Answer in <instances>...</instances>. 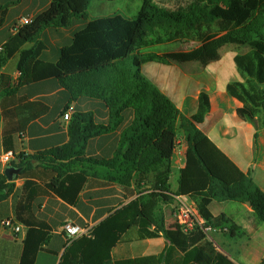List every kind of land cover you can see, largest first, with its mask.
<instances>
[{
  "label": "trees",
  "instance_id": "16d2710c",
  "mask_svg": "<svg viewBox=\"0 0 264 264\" xmlns=\"http://www.w3.org/2000/svg\"><path fill=\"white\" fill-rule=\"evenodd\" d=\"M90 1L51 0L30 23L19 27L0 51V68L18 54L20 72L15 86L10 75L0 73L4 151L14 148L15 134L23 133L32 119L48 110L42 100L17 95L20 85L54 77L73 99L84 96L99 100L108 112L104 122H96L92 111L73 112L68 121V141L29 156L18 155L16 165L22 169L14 179H42L46 191L69 204L76 203L89 176L137 194L89 234L72 239L58 264H238L205 229L210 227L231 237L244 232L223 215L214 216L211 203L249 201L256 217L264 222V192L202 131L210 109L205 91L198 95L196 112L185 117L190 128L189 148L177 190H171L169 159L175 147L178 108L142 74L141 67L157 62L185 69L202 54L219 53L220 49L234 52L233 61L242 80L230 81L227 90L244 99L236 113L256 130L252 146L255 157L257 131L264 125V0H143L133 18L114 13L88 19ZM76 19L85 24L74 33L71 43L60 49L58 60H41L45 46L39 41L42 31L67 27ZM174 38L197 39L200 43L185 50L143 52L153 43ZM25 43L33 46L23 48ZM117 128L121 129L120 137L110 158L85 155L90 138ZM147 180V186L142 184ZM13 188L14 181H8L0 171V202ZM174 195L189 197L195 203L204 220L202 226L184 231L177 222L165 224L162 205L171 203ZM167 214L173 216L171 211ZM15 216L28 227L19 264H34L37 252L47 242V227L23 199L17 202ZM160 232L168 242L159 255L112 258V248L119 240L129 241L132 235L138 239L156 237ZM260 264H264V257Z\"/></svg>",
  "mask_w": 264,
  "mask_h": 264
},
{
  "label": "crops",
  "instance_id": "0c3cea01",
  "mask_svg": "<svg viewBox=\"0 0 264 264\" xmlns=\"http://www.w3.org/2000/svg\"><path fill=\"white\" fill-rule=\"evenodd\" d=\"M50 1L9 0L3 7H0V17L2 16L0 45H3L17 32L15 24L20 17L33 18L47 8ZM8 3L9 5L6 6ZM88 19L91 18L88 17ZM84 24V20L76 19L67 27L44 29L39 41L45 46L41 50L39 58L44 61L56 62L60 49L71 43L74 33ZM31 46H33L32 43H25L23 48ZM223 56L229 57V59L233 58L234 52L220 49L219 53L202 54L198 60L189 63L185 69L157 62H146L141 67L142 74L178 108L174 126L175 147L169 159L171 174L168 182L173 192L177 190L179 171L185 166L189 148L190 128L185 117L196 112L198 95L201 91H205L210 100V109L205 115L202 131L264 192V125L257 131V153L253 157V136L256 130L250 122L241 120L236 113L237 107L243 105L244 99L231 95L227 90L230 81L242 80V78L235 63L228 66L227 78L223 74L218 75L219 70L223 71L224 64L214 60H222ZM17 59L18 54L13 55L0 68V73L10 75L13 81L16 79V83L12 86L17 85L20 75L17 69ZM16 94L25 96L29 100H42L48 105V110L32 119L23 133L14 135L12 150L16 156L6 165L0 164V171H4L10 163L17 166L20 154L29 156L66 143L69 138V119L63 117L66 111L70 116L75 111H92L96 122L107 120L108 112L103 102L84 96L73 99L54 77L20 85L17 87ZM2 128L3 121L0 117V154L4 152ZM120 131L121 129L117 128L90 138L87 142L85 155L110 158L117 146ZM32 162L36 163L35 160ZM13 181L12 192L7 199L0 202V264H19L23 239L28 229L27 225L15 216V208L20 199L30 204L35 217L47 227V242L43 245V249L37 252L34 264H58L61 254L69 243L63 228L65 223L87 226L92 230L117 208L137 195L126 192L119 184L105 182L100 177L89 176L79 192L76 203L69 204L54 193L46 191L42 179L28 176L16 177ZM147 183L148 180L142 182L145 186L148 185ZM180 202L193 205L196 208L195 203L189 197L174 195V200L171 203L162 205L163 220L167 226L177 222L174 216L167 213L168 211L174 212V207ZM166 207L167 211H165ZM210 208L214 216L223 215L240 226L244 232L240 236L232 237H242L239 243L242 256L235 258L228 252L230 257L238 264H260L264 257V222L256 217L251 206L246 202L214 200ZM5 217H12L20 225V230L13 232L4 228L1 225V219ZM227 236L225 234L224 238ZM224 238L217 240L222 247L225 243ZM167 242L168 240L162 232L156 237L142 239L134 238L132 235L129 241L119 240L112 248L111 255L113 259L159 255L164 251ZM224 249L226 250V248Z\"/></svg>",
  "mask_w": 264,
  "mask_h": 264
},
{
  "label": "rangeland",
  "instance_id": "374dc122",
  "mask_svg": "<svg viewBox=\"0 0 264 264\" xmlns=\"http://www.w3.org/2000/svg\"><path fill=\"white\" fill-rule=\"evenodd\" d=\"M8 1L9 0H1L0 7H3ZM142 2L143 0H112V1L91 0L87 8V15L89 18L92 19L99 16H109L114 13H119L126 15L130 18H133L137 14ZM199 43L200 41H198L197 39H192V40H188L185 38L165 39L161 42L153 43L149 47L144 48L143 52L185 50V49L193 48L197 46ZM214 61L221 62L224 64L222 69L223 71L219 70L218 75L223 74V76L227 78V74L229 73L228 66L229 65L231 66L232 64L234 65L233 58L229 59V57L223 56L222 60L217 59ZM213 211H215V209H213ZM210 233L211 235H213L216 241L219 239L222 240L225 235L223 233L214 232V231H210ZM241 238H232L231 236H227L224 238L225 243L223 244V247L226 248V250H228V252H230V254L235 258H240L242 256L241 248L239 246Z\"/></svg>",
  "mask_w": 264,
  "mask_h": 264
},
{
  "label": "built area",
  "instance_id": "2783aa9c",
  "mask_svg": "<svg viewBox=\"0 0 264 264\" xmlns=\"http://www.w3.org/2000/svg\"><path fill=\"white\" fill-rule=\"evenodd\" d=\"M32 21V18L29 16H22L17 20L15 24V28L18 29L24 24H28ZM3 45H0V51L2 50ZM20 74V72H19ZM16 80V79H15ZM11 79V84L13 85L16 81ZM64 119H69L70 114L66 111L63 115ZM16 154L13 150L4 151L0 154V164L6 165L11 160L15 158ZM173 216L177 220V223L181 226L184 231H188L193 229L195 226H202L204 224L203 218L200 216L197 208L193 205L183 204L180 202L179 205L174 207ZM1 225L4 228H8L13 232H18L20 230V225L16 223V221L12 217H5L1 220ZM65 233L67 235V241L70 242L72 239L87 235L90 233V228L87 226H81L75 223H65L63 226ZM208 233H210L211 228L206 227L205 229ZM207 233V235H208Z\"/></svg>",
  "mask_w": 264,
  "mask_h": 264
},
{
  "label": "water",
  "instance_id": "95a60500",
  "mask_svg": "<svg viewBox=\"0 0 264 264\" xmlns=\"http://www.w3.org/2000/svg\"><path fill=\"white\" fill-rule=\"evenodd\" d=\"M22 169L21 166H14V165H7L4 169V174L7 178L8 181H11L14 179V176L20 172V170ZM247 204L250 205L249 201H246Z\"/></svg>",
  "mask_w": 264,
  "mask_h": 264
}]
</instances>
